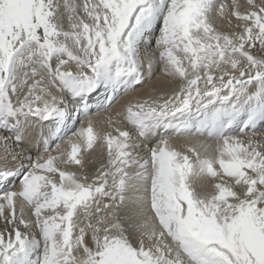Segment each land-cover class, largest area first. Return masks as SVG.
I'll use <instances>...</instances> for the list:
<instances>
[{"label": "snow or ice", "instance_id": "snow-or-ice-1", "mask_svg": "<svg viewBox=\"0 0 264 264\" xmlns=\"http://www.w3.org/2000/svg\"><path fill=\"white\" fill-rule=\"evenodd\" d=\"M161 63L176 87L115 113L140 142L97 130ZM0 131V264H264V0H0Z\"/></svg>", "mask_w": 264, "mask_h": 264}, {"label": "bare ground", "instance_id": "bare-ground-1", "mask_svg": "<svg viewBox=\"0 0 264 264\" xmlns=\"http://www.w3.org/2000/svg\"><path fill=\"white\" fill-rule=\"evenodd\" d=\"M229 2H230V0H229ZM242 2H243V0H242ZM215 23L220 28V30H224V31L229 30L226 23L224 21L220 20L219 18L216 19ZM235 24H236V21H235V19H233V27L235 26ZM158 35H159V32H158ZM153 53H157V50L154 49V46H152L149 49L147 55L151 56ZM146 59H147V57H146ZM162 68H163L162 63L159 65H155L153 67L152 78L150 80L146 79L142 86H137L136 90L130 91L126 94L122 93L121 96L119 97V99L115 103L112 104L109 111L97 112L96 109L93 107V109L91 111V117L95 121V127L97 128V130H101V131L108 130V131H110L111 129H108L107 124L104 123L103 121L105 120V118L108 115H113V117L115 119L120 120V123L118 126L122 130H128V131L132 132L133 136L137 140V142H140L139 138L135 136V130L132 129V127L130 125H127V123L125 121H123L122 116L118 117V118L115 117V113L123 112L126 103L130 99H133V98L144 99V98H147L149 95L159 96L161 93H170L176 87L177 82L169 83V78L164 76ZM142 71L145 72L146 76L148 75L146 62H145V65H144ZM161 85H164V87H161ZM201 86H203V85H201ZM56 94L60 95V93H56ZM101 99H103V96L98 93V94H95L91 97L90 102L93 105H95V103ZM193 110H195V108ZM72 114H73V112L71 110H69V115L71 116ZM87 119H88L87 117H81L75 124H73L72 121L69 120L68 129H71V131L67 132V135L64 137V140H67L72 135V131H75V130L79 129L81 126L86 125ZM40 127L43 128L45 135H47L48 129L51 127V125L48 122H43L40 125ZM40 127H38L35 130V132H33V134L29 137V139L26 140L25 142H23L19 147H16L15 145H13V147H15V150L18 152L24 151L28 154H31L33 156V158H35L38 154L43 153L42 141L39 140V137L36 134L39 132ZM234 134L235 135H241L238 132L234 133ZM2 135H9V134L6 132L0 131V136H2ZM257 139H260V137L257 136ZM155 140H156V138H152L150 143L154 144ZM171 142L175 146H177L178 148H181V149H183L188 144L196 145L197 147H199V143H206L208 145H214L215 144V141L212 140L210 137H207V136H191V137H180V138H177L175 136H171ZM57 143L63 144V141L52 142L51 147H52L53 151L55 150ZM98 149H101V148L98 146L92 152L85 154L86 169H87V167L89 168V166L93 165L95 162L98 161V157L100 156V155L99 156L97 155V153L99 152ZM211 152H212V149L210 148L209 154H211ZM3 156H4L3 148L0 147V166L7 164L9 167H13L15 164L18 163V161H13L11 159V157L8 158L7 160H5V159H3ZM25 163H26V161H25ZM205 182H207V181H205ZM19 187H20V185H19L18 179H14V180H11L9 183H6L4 185H0V189H6V190H18ZM17 209H19V203L17 204Z\"/></svg>", "mask_w": 264, "mask_h": 264}, {"label": "rangeland", "instance_id": "rangeland-1", "mask_svg": "<svg viewBox=\"0 0 264 264\" xmlns=\"http://www.w3.org/2000/svg\"><path fill=\"white\" fill-rule=\"evenodd\" d=\"M156 35H158V32L156 33ZM152 46H154V49H156L155 48V44H154V42H153V45ZM157 50V49H156ZM69 110H71L72 111V109L71 108H69ZM98 153H97V155L99 156L98 157V161L97 162H95L93 165H91V166H89V168L87 167V169H86V173L89 175V176H91L92 175V173L94 172V170H95V167L96 166H98V163H99V161L100 160H102L104 157H103V155H102V150L101 149H98ZM9 158H10V156H9ZM74 170H76L75 168H73ZM78 170V169H77ZM90 171V172H89ZM30 214L29 213H27V211H26V218H28V216H29ZM19 228H20V230L22 231V232H26V231H29L28 229H25L22 225H17ZM10 227V226H9ZM5 230V222L2 220V219H0V232H2V231H4ZM31 231L33 232V233H35L36 232V229L35 228H33V229H31Z\"/></svg>", "mask_w": 264, "mask_h": 264}]
</instances>
